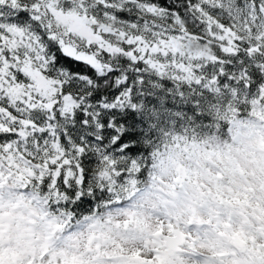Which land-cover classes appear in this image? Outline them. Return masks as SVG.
Returning <instances> with one entry per match:
<instances>
[{"label":"snow or ice","instance_id":"snow-or-ice-1","mask_svg":"<svg viewBox=\"0 0 264 264\" xmlns=\"http://www.w3.org/2000/svg\"><path fill=\"white\" fill-rule=\"evenodd\" d=\"M0 264H264V0H0Z\"/></svg>","mask_w":264,"mask_h":264}]
</instances>
